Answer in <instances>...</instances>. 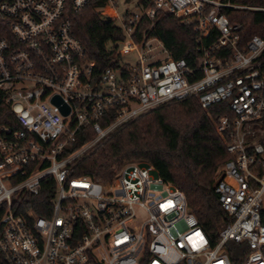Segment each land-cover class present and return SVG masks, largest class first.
Returning a JSON list of instances; mask_svg holds the SVG:
<instances>
[{"label":"built area","instance_id":"2783aa9c","mask_svg":"<svg viewBox=\"0 0 264 264\" xmlns=\"http://www.w3.org/2000/svg\"><path fill=\"white\" fill-rule=\"evenodd\" d=\"M92 1L0 0V108L9 110L0 123V264H264V37L241 42L242 25L225 13H264V4L150 0L118 19L114 0H104L98 8L113 9L123 39L113 44L116 64L98 69L71 21ZM164 12L201 34L217 30L194 66L148 30L138 36L143 17L152 24ZM156 48L165 58H155ZM190 98L208 115L222 104L211 122L230 157L214 178L226 213L215 239L149 163L124 162L103 182L74 174L80 157L120 126ZM87 131L93 136L72 148Z\"/></svg>","mask_w":264,"mask_h":264},{"label":"trees","instance_id":"16d2710c","mask_svg":"<svg viewBox=\"0 0 264 264\" xmlns=\"http://www.w3.org/2000/svg\"><path fill=\"white\" fill-rule=\"evenodd\" d=\"M149 1L138 0L137 6L144 8ZM233 1L245 5L264 4V0ZM105 4L104 0H95L71 13L72 31L86 47L87 56L98 69L116 64L110 62L114 42L123 39L121 29L115 24V16L98 8ZM225 13L230 24L242 25L239 31L241 42L247 41L253 34L264 37L263 12L232 9L225 10ZM159 14L152 24L144 17L139 21L138 36L148 30V35L156 36L172 58H184L194 66L201 55L199 46L215 39L217 30L207 26L208 33L204 35L195 31L193 24H186L171 13ZM221 108L222 104L210 107L208 115L197 99L190 98L150 110L120 126L115 133L84 153L75 164L74 174L103 182L111 179L115 170L128 160L140 159L149 163L165 180L172 181L183 192L202 229L215 239L225 222L226 213L220 208L213 192L214 178L223 161L230 157L211 122V117L221 112ZM2 111L9 115V110L1 107L0 123L7 121L1 117ZM92 136L91 132L81 139L79 136L72 148H77L83 140ZM47 184L52 194L55 185L51 179ZM36 212L48 214L40 209ZM262 221L264 223V214Z\"/></svg>","mask_w":264,"mask_h":264},{"label":"rangeland","instance_id":"374dc122","mask_svg":"<svg viewBox=\"0 0 264 264\" xmlns=\"http://www.w3.org/2000/svg\"><path fill=\"white\" fill-rule=\"evenodd\" d=\"M137 1L138 0H114L115 6L113 7V9L118 14V19L125 16L126 12H139ZM113 9L109 7L108 10L107 9H101V10L107 11L108 13L111 14ZM158 16H162V15L159 14ZM153 44L156 45V42H154ZM109 46H111V44ZM118 50H121V51L125 50V46L119 45ZM154 53L156 54L155 58H165L166 56V53H163L161 48H156L154 50ZM122 60L125 62H131L132 60H134V54L131 53V55L129 56H123ZM128 161L134 162V161H140V159H134V160H128Z\"/></svg>","mask_w":264,"mask_h":264},{"label":"water","instance_id":"95a60500","mask_svg":"<svg viewBox=\"0 0 264 264\" xmlns=\"http://www.w3.org/2000/svg\"><path fill=\"white\" fill-rule=\"evenodd\" d=\"M52 101H53L56 105L59 106V109H60V111H61V113H62L63 115H65V114L68 112V110H69L68 106H67L65 103L63 104L62 100H61L58 96H54V97L52 98Z\"/></svg>","mask_w":264,"mask_h":264}]
</instances>
